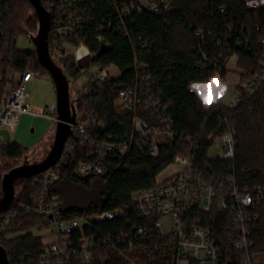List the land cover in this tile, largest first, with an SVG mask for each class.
Masks as SVG:
<instances>
[{
	"label": "trees",
	"instance_id": "obj_1",
	"mask_svg": "<svg viewBox=\"0 0 264 264\" xmlns=\"http://www.w3.org/2000/svg\"><path fill=\"white\" fill-rule=\"evenodd\" d=\"M42 1L54 18L52 6L58 0ZM91 10L93 22L81 35L88 37L89 48L96 54L94 60L105 66H116L119 74L96 85L92 92L80 95L77 99L78 112L85 113L89 129L95 130L99 136L133 140V143L126 153L113 154L108 158V170L104 176L82 178L75 174L77 164L85 159L82 149L64 158L55 191L60 196L66 217L123 208L128 212L127 216L98 223L92 231L128 234L139 225L147 226V219L138 213L132 194L139 189L156 186L157 175L172 164L181 151L182 146L177 141L162 144L155 156L135 144L139 135L132 117L136 114L146 119L150 117L140 109L122 108L118 96L122 89L133 86L139 73L136 60L149 65L152 90L162 98L178 129L199 142L197 154L201 164H210L212 169L225 174L233 172L240 185H264V90L255 93L247 103L230 107L223 102L205 104L191 89L192 83H208L217 75L225 76L230 54L240 57L239 64L244 70L242 80L261 71L263 48L259 40L264 36V8H249L243 0H172L168 10L137 15L134 22L129 23L128 34L109 28L99 29L103 19L111 13L109 0H92ZM0 13L3 18L0 26L2 70L5 73L27 70L48 72L35 50L19 49L16 44L19 33L32 35L38 30V19L30 1L2 0ZM200 28L206 35L207 43L196 35ZM213 36L222 40L221 47L216 46ZM144 42L146 45L142 46ZM202 49L208 54L205 60L200 53ZM55 50L56 45L51 41V54L57 57L55 61L69 74L74 66V57H58ZM211 59H216L215 64H209ZM203 60L204 64L201 63ZM98 121L106 125L103 130L98 128ZM227 131L235 135V157L230 161L210 158V142L205 139L206 135ZM27 148L16 142L6 143L0 146V155L18 159ZM97 183L103 184V189L88 204L67 201V191L74 186L90 192ZM39 192L38 183L31 178L25 179L13 206L2 212L5 214L17 209L16 217L3 230L0 229V243L8 252L10 264H39L47 247L46 236L34 231L49 228L48 217L20 209V203L30 201ZM1 194L0 171V197ZM257 211L259 217L252 232L253 253L264 254V201ZM206 218V224L210 225L222 248L224 264H240L241 253L232 246L231 233L224 227L228 224V217L216 213ZM96 251L100 255L93 254L90 264H176L174 235L155 233L152 237L139 239L132 246L119 244ZM128 254L137 259L130 258ZM72 264L85 263L75 258Z\"/></svg>",
	"mask_w": 264,
	"mask_h": 264
},
{
	"label": "built area",
	"instance_id": "obj_2",
	"mask_svg": "<svg viewBox=\"0 0 264 264\" xmlns=\"http://www.w3.org/2000/svg\"><path fill=\"white\" fill-rule=\"evenodd\" d=\"M243 1L249 8H264V0ZM171 3L172 0H109L111 13L103 19L104 22L100 24L99 29L109 28L128 34L129 23H133L137 15L144 12L158 14L168 10ZM1 5L2 0L0 9ZM91 5L92 0H58L52 6L54 18L49 43L52 41L56 45L57 54L60 57L64 56L62 55L65 51L64 41H69L77 47L85 45L88 49L81 54L78 52L72 54L74 66L69 70V74L64 71L69 81L70 77L74 79L73 84L78 97L87 91L92 92L96 85L105 83L119 74L116 66L117 71L111 70L114 65L105 66L94 60L96 54L89 48L88 37L81 35L93 22ZM48 10L51 13V10ZM2 24L3 18L0 13V26ZM196 35L199 40L207 43L203 29H197ZM213 37L216 46L221 47L222 40ZM259 42L263 48L261 71L242 80L243 85L236 87V96L228 103L230 107L242 102L247 103L255 93L264 90V36ZM141 45L145 46L146 42ZM200 53L204 60L207 59V52L202 49ZM230 56L231 54L228 55L227 61ZM204 60L201 63L204 64ZM136 62L139 73L132 87L120 91L118 103L124 109H140L150 117L146 119L137 114L132 117L134 128L139 135L135 144L139 148L146 149L155 156L165 142L177 141L182 146L180 153L172 162L179 170L174 175L158 181L156 186L139 189L132 194L138 213L147 219L148 225H139L131 233L103 234L100 231H92L98 223L127 216L128 212L123 208L66 217L60 196L55 191V184L61 175L60 165L64 158L82 149L85 152V159L77 164L75 174L82 178L92 175L104 176L108 170L106 164L108 158L113 154L126 153L133 143V140L101 137L95 130L89 129L88 117L85 115L84 119L79 118L78 97L76 100L73 99L77 108V123L72 124L73 134L69 136L59 162L31 177L39 184L40 192L30 201L20 203L23 212L45 215L50 222L51 232L48 236L52 240L46 241L47 247L41 255L39 264H72L75 258L90 264L94 252L99 248L119 244L132 246L139 239L152 237L155 233L175 236L176 264H224L222 248L212 228L206 224V217L216 213L228 217V224L224 227L231 233L232 246L241 253L240 264H264L263 261L257 260L256 256L259 254L253 253L252 238L254 225L259 217L257 208L264 201V185L243 186L239 184L233 172L228 171L225 174L218 169H212L210 164H201L197 154L200 150L199 142L178 129L168 113V107L152 90L149 82V65L139 60ZM215 62L216 59H211L209 64ZM38 72L27 70L12 75L5 73L1 68L0 146L6 144L1 132L6 130L15 135L20 118L24 114L46 117L56 125L57 101L52 102L46 110L40 111L29 103L27 83ZM81 79L83 81L79 82ZM97 125L102 130L106 127L99 121ZM219 137L222 144H217L220 147L218 155L209 157L224 161L232 160L235 157L236 144L232 131L208 133L205 138L210 142L208 155ZM16 215L17 209L1 213L0 229L3 230Z\"/></svg>",
	"mask_w": 264,
	"mask_h": 264
},
{
	"label": "rangeland",
	"instance_id": "obj_3",
	"mask_svg": "<svg viewBox=\"0 0 264 264\" xmlns=\"http://www.w3.org/2000/svg\"><path fill=\"white\" fill-rule=\"evenodd\" d=\"M36 34V33H34ZM16 44L19 49L23 50H35L36 46L31 39L30 34L27 32H21L17 35ZM65 51L62 55L68 56L76 52L79 54L84 51H88L85 45L77 47V45L69 42H63ZM92 54V53H91ZM59 57V55H58ZM54 60L56 56L53 55ZM86 61V59H84ZM82 60V61H84ZM240 57L238 54H233L229 57L227 61L228 72L225 76L217 75L212 81L208 83L195 82L191 84V89L196 92L200 98L203 95V102L208 103L207 100L216 99L217 102L229 103L236 96V87L238 85H243L241 79V74L244 72L243 67L239 64ZM57 62V61H56ZM58 63V62H57ZM1 70V67H0ZM111 70H116L115 66L111 67ZM17 72L10 71V74H16ZM71 81V98L77 99L78 94L74 88V79L70 77ZM27 91L29 93V103L35 106L39 111L47 109V107L54 101H56V90L53 83V79L49 72L42 73L38 72L31 81L27 83ZM88 92V91H87ZM79 118L84 119L85 113L79 112ZM34 128V131H32ZM1 134L4 136L5 143L16 142L23 146L28 147L27 151L21 158L13 159L0 155V171L3 175L10 169L23 164L25 161L37 162L42 160L49 153L55 137V125L54 123L46 117L39 115L24 114L20 118L19 127L15 133L12 135L6 130H3ZM217 144H222V139L219 137L216 139L214 145L209 151V156L216 157L220 147ZM179 170L178 166L174 163L170 164L162 172L157 175V180L162 181L165 178L174 175ZM25 184V179H20L16 182V198L21 193L23 186ZM103 189V184L97 183L94 185V189L87 192L80 186H74L68 190L67 201L73 203V201L80 205H86L91 200L95 199L96 196L100 194ZM3 193V191H2ZM2 196V194H1ZM38 235L46 236V241L52 240L48 236L51 232V227L34 231ZM129 253H132L129 252ZM95 256L100 255V252L96 251ZM130 258L137 259L132 254H128ZM257 260L264 261V254L260 253L256 256Z\"/></svg>",
	"mask_w": 264,
	"mask_h": 264
},
{
	"label": "water",
	"instance_id": "obj_4",
	"mask_svg": "<svg viewBox=\"0 0 264 264\" xmlns=\"http://www.w3.org/2000/svg\"><path fill=\"white\" fill-rule=\"evenodd\" d=\"M38 19V30L32 34L38 58L50 73L56 90L58 121L55 125L53 145L45 158L37 162L25 161L3 175L2 196L0 197V214L13 204L16 198V182L38 175L56 165L64 151L65 144L73 134L72 124L77 123V108L71 98L70 81L63 68L53 59L50 52L49 36L52 17L42 0H29ZM104 48V45H102ZM34 131V128H32ZM0 264H10L6 248L0 243Z\"/></svg>",
	"mask_w": 264,
	"mask_h": 264
},
{
	"label": "crops",
	"instance_id": "obj_5",
	"mask_svg": "<svg viewBox=\"0 0 264 264\" xmlns=\"http://www.w3.org/2000/svg\"><path fill=\"white\" fill-rule=\"evenodd\" d=\"M83 81V79H81V80H79V82H82ZM201 98L203 99V95H201ZM216 101V99H212V100H207V104H209V103H211V102H215ZM205 103V102H204ZM206 104V103H205ZM55 125V124H54ZM262 261V260H261ZM264 262V261H263Z\"/></svg>",
	"mask_w": 264,
	"mask_h": 264
}]
</instances>
